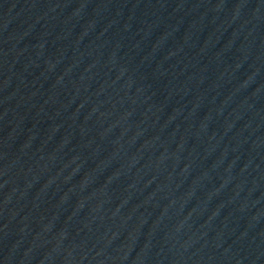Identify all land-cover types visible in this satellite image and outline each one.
Listing matches in <instances>:
<instances>
[{
	"label": "water",
	"instance_id": "obj_1",
	"mask_svg": "<svg viewBox=\"0 0 264 264\" xmlns=\"http://www.w3.org/2000/svg\"><path fill=\"white\" fill-rule=\"evenodd\" d=\"M0 264H264V0H0Z\"/></svg>",
	"mask_w": 264,
	"mask_h": 264
}]
</instances>
